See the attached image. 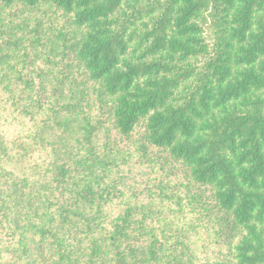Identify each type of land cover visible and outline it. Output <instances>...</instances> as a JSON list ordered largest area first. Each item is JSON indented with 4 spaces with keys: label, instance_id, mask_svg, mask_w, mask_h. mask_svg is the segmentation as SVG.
Here are the masks:
<instances>
[{
    "label": "trees",
    "instance_id": "1",
    "mask_svg": "<svg viewBox=\"0 0 264 264\" xmlns=\"http://www.w3.org/2000/svg\"><path fill=\"white\" fill-rule=\"evenodd\" d=\"M0 264H264V0H0Z\"/></svg>",
    "mask_w": 264,
    "mask_h": 264
}]
</instances>
